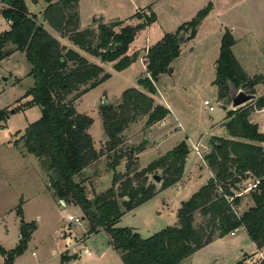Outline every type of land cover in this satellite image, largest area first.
Listing matches in <instances>:
<instances>
[{"label":"trees","instance_id":"16d2710c","mask_svg":"<svg viewBox=\"0 0 264 264\" xmlns=\"http://www.w3.org/2000/svg\"><path fill=\"white\" fill-rule=\"evenodd\" d=\"M1 1L4 5L1 16L9 23V30L0 34V61L16 51L24 54L31 67L28 77L33 80L32 87L24 93L23 98L28 99L24 106H38L41 111L40 119L29 124L13 145L22 147L37 159L54 199L81 210L82 219L88 225V235L103 230L123 264H180L215 238L240 229L258 250L264 248V148L250 143H264V134L249 122L252 112L264 109V96L247 107L225 114L224 127L229 139L212 137L210 151L204 157L212 178L181 204L176 226L167 227L146 239L130 228L117 227L122 216L173 187L183 177L190 154L185 143L140 169L137 156L146 149L147 141L123 148V133L143 118H146L145 129L150 131L170 114L167 108L154 103L155 81L160 75L172 72L170 65L180 55V39L186 34L185 42L194 39L201 21L211 11L210 3L191 21L180 25L174 33L164 34L145 50L148 77L137 81L143 91L127 89L116 106H99L107 140L103 149L97 152L88 133L93 120L77 113L73 103L111 76L99 65L54 39L37 23L36 17L29 14L24 0ZM45 2L47 5L41 18L51 29L81 52L102 63H114L116 72L137 61L138 53L127 55L129 45L140 30L156 21L154 14L146 9L143 10L145 15L137 11L131 17L141 22L135 26L99 22L95 29L79 30L78 0ZM234 44L230 31L225 29L214 81L219 100L229 99V84L250 95H253L254 87L264 84V76L247 77L232 53ZM109 45L113 46L111 52L107 51ZM103 156L106 168L113 172L111 186L100 193L94 191L89 197L84 184L98 174H86L85 177L82 172ZM123 160L125 172L120 174L116 168ZM246 172L259 179V185L236 197ZM154 175L160 178L159 188L152 180ZM246 197L251 206L241 212L239 208ZM16 215L20 220L21 241L15 250H1L5 264L13 263L35 230L34 224L23 221L20 205ZM196 217L201 219L197 225ZM258 264H264V257Z\"/></svg>","mask_w":264,"mask_h":264},{"label":"rangeland","instance_id":"374dc122","mask_svg":"<svg viewBox=\"0 0 264 264\" xmlns=\"http://www.w3.org/2000/svg\"><path fill=\"white\" fill-rule=\"evenodd\" d=\"M209 2L212 4L213 17L206 22L205 19L201 21L203 25L201 31L195 35L192 42L185 43L187 34L183 36L181 54L170 65L172 72L160 75L155 81L156 93L152 98L154 103L169 110V116L164 119L163 125L153 126L151 132L145 129L146 118H143L140 122L130 125L123 133V148L136 146L147 137L146 149L138 155L140 169L182 142L190 149L191 145L200 144L198 141L203 138L206 148L208 147L210 151L209 141L212 137L229 139L223 125L225 114L237 110L231 108L230 101L238 91L245 90H236L229 84V99H218V87L214 84L220 43L217 32L221 26H226L229 31L230 27H237L235 39H238L239 44L236 51L234 49L236 58L249 76H264V43L259 48L260 53H253L244 46V42L247 41V38L243 37L245 32H240L254 29V32L259 33V39L264 42V0L257 6H253L252 1H249L247 4L232 7L225 5L224 0H78L79 28L83 30L94 28L99 22L126 21L137 11L145 15L143 10L150 8L156 21L137 33L132 42V47L136 49L155 44L163 34L174 33L180 25L191 21ZM24 3L29 14L36 17L37 23L41 24L54 39H58V33L41 18L47 5L45 0H24ZM3 10L4 5L0 0V34L7 30V24L1 16ZM216 14L220 15L219 19L216 18ZM63 42L70 48V42ZM89 60L93 64L101 63L94 57H90ZM101 66L111 77L73 103L77 113L87 115L93 120L88 132L95 149H99L101 143L107 140L99 106L104 102L116 106L121 102L122 92L127 89L143 91L137 85V81L148 77L140 62L121 72L114 71L112 63ZM29 70L30 65L25 56L18 51L0 61V146L12 140L17 132L23 133L29 124L41 117L38 106L28 108L24 106L28 101L27 98H23L24 93L33 84L32 78H26ZM18 80L21 81L20 84H17ZM256 88L257 86L254 87L253 95L257 100L264 96V84L259 85L257 90ZM204 100L214 106L213 113H208L203 107ZM250 104L253 102L245 104L244 107ZM249 121L257 126L259 133L264 134V112L252 113ZM250 143L264 147V143ZM201 155L202 158L205 157V153ZM192 156L190 153L186 167L190 165ZM201 163L199 162L197 166L203 167ZM95 172L98 175L90 181V186L85 187L89 197L94 191L100 193L107 190L112 182L113 172L106 168L104 161L90 166L87 175L94 176ZM116 172L121 174L125 172V160L117 166ZM4 176L0 169V183ZM207 177L204 170L201 177H191L181 186L174 185L162 191L140 208L122 216L117 227L130 228L142 239H146L167 227L176 226L179 203L182 200H189L204 185ZM29 181L30 178H27L25 173L20 174L15 180L17 190L21 187L27 188ZM159 185L156 184L157 188ZM6 195L4 192L1 196L5 198ZM248 201L246 197L245 203ZM9 206L7 201L3 205L0 204V252L15 250L21 241L20 229L14 227V221L17 223L20 221L17 215L2 214L3 209ZM35 212L36 208H29L25 218H34ZM69 215L81 219V224L68 222ZM38 216L41 218L40 223L32 220L38 230L29 237L26 248L13 259L12 264H123L120 254L110 246L109 237L103 230L88 235V225L82 219V212L77 206H63L57 202L55 207L46 213L39 210ZM195 219L197 225L201 219L199 217ZM4 225L8 229L7 234ZM255 252V247L248 236L244 232H239L235 238L229 235L215 238L206 247L192 254L187 264H237ZM260 260L262 259L258 258L249 263L248 259H245L244 263L258 264ZM0 264H5L1 253Z\"/></svg>","mask_w":264,"mask_h":264},{"label":"crops","instance_id":"0c3cea01","mask_svg":"<svg viewBox=\"0 0 264 264\" xmlns=\"http://www.w3.org/2000/svg\"><path fill=\"white\" fill-rule=\"evenodd\" d=\"M249 1H252V4L253 6H257L259 5L260 3H262V0H224V3L225 5H228V6H237V5H242V4H247ZM210 3V2H209ZM208 3V4H209ZM207 4V5H208ZM211 4V3H210ZM212 5V4H211ZM213 9V8H212ZM148 10L151 12V9L148 8ZM79 14V13H78ZM213 14L214 12L210 11L208 13V15L204 18L206 22L207 19H209L210 17H213ZM216 18L219 19L220 18V15L219 14H216ZM246 20H247V17H246ZM245 20V21H246ZM6 24H7V30H9V23L7 21H5ZM116 22H121L123 24V26H135L137 24L140 23V21H138L137 19H133V18H129L128 20L126 21H116ZM203 22V23H204ZM108 23H112V22H108ZM108 23H104V24H108ZM202 23L199 25V27L197 28V32H196V36L198 35V32L201 31V28H202ZM97 27V26H96ZM96 27L94 28H91V29H95ZM231 30H230V33L232 35V37L234 38L235 40V44L234 46L232 47V53L235 57V59L237 60V62L239 63V65L241 66V68L243 69V71L245 72V69L243 68V66L241 65V63L238 61V59L236 58L235 56V51H236V48H238V44H239V41L238 39H235V32H237V27L233 26V27H230ZM225 29L228 30V28L225 26H221V29H219V31L217 32V34L220 36V40H221V37L225 31ZM79 30H83V29H80ZM239 30V29H238ZM240 32H245V34L243 35V37L247 38V41L244 42V46H246L248 49L251 50V52L253 53H260L259 51V48L262 47L263 45V41L261 39H259L258 35L259 33L258 32H254V29L253 30H246V31H240ZM212 33V32H211ZM256 33V34H255ZM164 35V34H163ZM195 36V37H196ZM162 38V37H161ZM195 39V38H194ZM193 39V40H194ZM63 46H65L67 49H72L74 51H77L78 53H80L84 58H86L89 62V58L91 56L85 54L84 52H81L79 49H77L75 46H73L71 43L70 45V48L69 46L65 45L63 41H68L67 39H62L60 36L59 38L57 39ZM193 40L191 41H188V43L192 42ZM69 42V41H68ZM220 42V41H219ZM187 43V42H185ZM154 45V44H153ZM133 43H131L129 45V48H128V51H127V55L128 56H131L132 54L134 53H138L139 57L137 59V61L133 64H131L127 69L125 70H128L129 68H131L133 65H135L137 62H140L142 64V68L143 70L146 72V66H145V59H144V56H145V50L147 48H149L150 46L152 45H147L145 46L144 48H141V49H136V48H133ZM219 46H220V43H219ZM235 49V51H234ZM21 53V52H20ZM14 54V53H13ZM23 54V53H22ZM180 54H181V49H180ZM24 55V54H23ZM98 59V58H96ZM100 60V59H99ZM105 63H100L99 66L102 67L101 65H103ZM108 64V63H107ZM114 64V63H112ZM98 65V64H96ZM103 68V67H102ZM31 69V67H30ZM124 70V71H125ZM30 72V70H29ZM29 72L26 74V78H31V77H28V74ZM147 74V73H146ZM246 74V72H245ZM247 77L249 78H252L254 76H249L248 74H246ZM148 76V75H147ZM21 81L18 80V83L17 84H20ZM33 85V84H32ZM261 85V84H260ZM259 85H257V88L256 90L258 89ZM31 88V87H30ZM97 88V87H96ZM95 88V89H96ZM94 90V89H93ZM87 94V93H86ZM85 94V95H86ZM256 101V98L254 101L252 102H255ZM155 105H160V104H157L155 103ZM164 107V106H163ZM166 108V107H165ZM255 112H264V109L263 110H260V111H254L252 113H255ZM251 113V114H252ZM250 114V115H251ZM169 116V115H168ZM250 117V116H249ZM167 118V117H166ZM225 122V120H224ZM250 122V121H249ZM164 123V120L161 122V124H157V125H163ZM251 123V122H250ZM253 124V123H252ZM224 125V123H223ZM153 128V127H152ZM89 131V130H88ZM152 131V129L150 130V132ZM89 133V132H88ZM21 133L17 132L15 135H14V138H12V140L8 141V143L6 144H3L0 146V163L2 164L0 166V169L1 171L5 174L4 176V179L2 181V183H0V204L3 205L5 203V201L8 202V205H10L9 207L7 208H4L3 209V212L2 214L6 215H11V214H16V210H17V207L20 205V208H21V211H22V219L25 223L27 224H34L35 226V230L33 231V233L31 235H33L37 230H38V227L37 225L35 224V222H33L32 220H35L36 222L40 223V217L38 216L39 215V210L43 211L44 213H46L47 211H49L51 208H54L55 205L57 204V202L59 203L60 201H57L56 199H54L51 195V192L48 190V184H47V180H46V177H45V174L41 171L40 167H39V164H38V161L37 159L31 155V154H27L25 152V150L22 148V147H15L13 145V142L15 141V139L18 138V136H20ZM90 134V133H89ZM143 140H146L147 141V137H144ZM106 142V141H105ZM105 142L101 143V146L99 149H94L98 152L100 150L103 149L104 147V144ZM148 142V141H147ZM199 143H202L203 145H205L206 143L203 141V138L198 141ZM139 144V143H138ZM154 144L156 145V143L154 142ZM154 145V146H155ZM196 144H193L190 146V153H192V161L190 163L189 166L186 167V164H185V169H184V174H183V177L182 179L176 184L177 186H181L183 184L186 183L187 180H189V178L191 177H201V173L205 170L207 172V179L205 180L204 182V185L207 183L208 180H210L212 178V174L211 172L208 170L206 164H205V160L204 158L201 160L199 157H196L194 155V153L192 152V148L195 146ZM208 145V143H207ZM93 146H94V142H93ZM206 147V146H205ZM210 147V146H209ZM262 147V146H261ZM264 148V147H262ZM209 153V148L207 147V152L205 153L208 154ZM203 154V153H202ZM103 159V160H102ZM188 160V158H187ZM100 162L105 161V157L103 156L100 160ZM137 162H138V156H137ZM201 163V165L203 167H199L197 166L198 163ZM98 163V162H97ZM95 163V164H97ZM95 164L91 165V166H94ZM89 169L90 167H88L87 169H85L82 174H84V176L86 177V174L87 172L89 173ZM199 169V170H198ZM201 171V172H200ZM98 172V171H97ZM97 172H95V175L97 174ZM25 173L26 174V177L27 178H30V181L28 182L29 185L27 188L24 189V187H21V189H18L17 190V187L15 184H17L15 182V180L18 178V176L20 174H23ZM121 174V173H120ZM87 176H91L90 174L87 175ZM90 186L91 183L90 181H86V183L84 184V186ZM203 186V185H202ZM199 190V189H198ZM197 190V191H198ZM165 191V190H164ZM4 192L7 193V195L5 196V198H2V194H4ZM161 192H159L158 194H160ZM196 193V192H195ZM157 194V195H158ZM156 195V196H157ZM155 196V197H156ZM154 197V198H155ZM153 199V198H152ZM151 199V200H152ZM245 199H243L242 201V204L239 208V211H244L245 209H247L249 206H251V202L248 201L246 203H248L246 205L245 203ZM185 202V200H182L180 203H179V206H178V209L180 208L181 204ZM61 204V203H60ZM62 205V204H61ZM66 205H73V204H64L63 206H66ZM36 208V211L34 213V218H25L26 217V213H27V210H29V208ZM141 207V206H140ZM138 207V208H140ZM136 208V209H138ZM135 209V210H136ZM134 211V210H133ZM131 211V212H133ZM129 212V213H131ZM18 218V217H17ZM25 219V220H24ZM19 220V218H18ZM31 221V222H30ZM120 221V220H119ZM4 227V230H5V233L7 234L8 233V229L6 227V225L3 226ZM14 227L16 228H19V222H15L14 221ZM88 231V229H87ZM239 232H244L245 231L243 229H240V230H237L235 232H233V235H231V233L229 234L230 237L232 238H235L236 235L239 233ZM246 234V233H245ZM247 235V234H246ZM19 237V235H18ZM254 245V244H253ZM206 247V246H205ZM255 247V245H254ZM204 248V247H203ZM255 250L256 252L250 256H245L246 258H244L242 260L243 264H245V259H248V262L249 263H252L254 262V260H257L258 258L260 259L261 257L264 256V248L258 250L256 247H255ZM88 254V253H87ZM89 255V254H88ZM189 259L190 257H188L187 259H185L184 261H182L180 264H187L189 262ZM252 261V262H251Z\"/></svg>","mask_w":264,"mask_h":264},{"label":"built area","instance_id":"2783aa9c","mask_svg":"<svg viewBox=\"0 0 264 264\" xmlns=\"http://www.w3.org/2000/svg\"><path fill=\"white\" fill-rule=\"evenodd\" d=\"M203 107L207 110L208 113H213L215 111V108L213 105H211V103L207 100H204L202 103ZM207 152V148L205 147V145H203L202 143L197 144L193 147V153L196 157H199L201 160L202 158V153H206ZM245 179L242 181L241 183V191L239 193H236L235 196L236 197H240L242 195H245L253 190L256 189V187L259 185V179H256L254 177L251 176V174L249 172H246L244 174ZM232 198L229 199V201H231ZM67 221L68 222H74L76 224H81V219L79 218H75L72 215H69L67 217ZM231 235H233V232L231 233ZM263 257H261L260 259H262ZM252 262V261H251Z\"/></svg>","mask_w":264,"mask_h":264},{"label":"water","instance_id":"95a60500","mask_svg":"<svg viewBox=\"0 0 264 264\" xmlns=\"http://www.w3.org/2000/svg\"><path fill=\"white\" fill-rule=\"evenodd\" d=\"M183 39H180V43L182 42ZM115 48H118V46H116ZM113 49V46L112 45H109L108 48H107V51L108 52H111V50ZM216 68H217V65H216ZM4 81H6V79H4ZM255 96L254 95H250V94H247L245 91H238L236 93V95L231 99L230 101V104H231V108L232 109H238V108H242L245 106V104L249 103V102H252L255 100ZM107 104L104 102L102 106H106ZM152 180L155 182V183H159L160 182V178L157 176V175H154L152 177ZM60 203L62 205H64V201H60Z\"/></svg>","mask_w":264,"mask_h":264}]
</instances>
